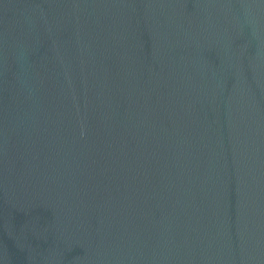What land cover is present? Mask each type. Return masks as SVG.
I'll return each instance as SVG.
<instances>
[{"label":"water","instance_id":"water-1","mask_svg":"<svg viewBox=\"0 0 264 264\" xmlns=\"http://www.w3.org/2000/svg\"><path fill=\"white\" fill-rule=\"evenodd\" d=\"M0 264H264V0H0Z\"/></svg>","mask_w":264,"mask_h":264}]
</instances>
